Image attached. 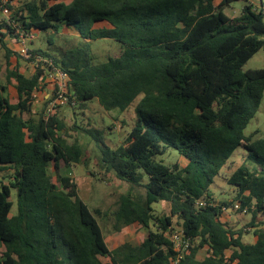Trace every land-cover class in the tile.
Returning a JSON list of instances; mask_svg holds the SVG:
<instances>
[{"label": "trees", "instance_id": "obj_1", "mask_svg": "<svg viewBox=\"0 0 264 264\" xmlns=\"http://www.w3.org/2000/svg\"><path fill=\"white\" fill-rule=\"evenodd\" d=\"M233 1L26 0L12 14L25 28L66 25L87 40L123 44L101 63L93 61L89 42L59 56L30 48L40 57L31 76L10 68L11 57L20 55L5 37L17 36L0 19L7 76L0 83V173L11 170L0 178V264H175L177 252L165 234L176 228L175 218L191 239L176 264H264V137L244 132L264 96V67L244 69L264 47V0L260 7L249 0L232 17L225 8ZM52 66L68 73L71 98L82 112L94 97L106 109L124 110L142 95L134 125L116 147L97 128L73 126L90 135L99 169L131 184L111 214L115 231L147 228L138 244L111 249L94 214L103 212H93L76 180L61 171L85 161L78 137L69 140L63 110L46 114L47 100L36 117H24L35 115L33 93ZM12 79L15 102L7 85ZM240 146L244 162L228 177L236 194L216 202L211 185ZM170 148L185 164L156 159ZM135 187L144 193L135 194ZM159 201L169 204L167 213L154 211ZM234 202L239 212L253 214L246 226L255 241H245L246 227L222 219ZM203 248L207 254L200 258Z\"/></svg>", "mask_w": 264, "mask_h": 264}, {"label": "rangeland", "instance_id": "obj_2", "mask_svg": "<svg viewBox=\"0 0 264 264\" xmlns=\"http://www.w3.org/2000/svg\"><path fill=\"white\" fill-rule=\"evenodd\" d=\"M221 0H216L218 4ZM249 2V0H236L225 8V11L230 16H237L241 13L242 8ZM257 7H260V0H253ZM260 5V6H259ZM7 17L0 11L1 17ZM71 28L65 26H58L57 28L51 27L48 29H35L36 37L33 42H27V45L31 48H37L45 50L54 55H61L67 49L72 47L84 45L89 42L93 61L95 63H101L106 61L109 57H113L119 53L123 44L113 38H98L87 40L77 33H70ZM14 48L19 50L17 44ZM15 51V52H16ZM20 55L18 61L14 56L15 65L20 67V71L27 76H31L35 71V63L29 62L27 57ZM4 49L0 46V63L4 62ZM264 67V47L261 48L251 59H249L244 65V69H254ZM5 72L0 73V83H6ZM43 82L48 84L53 93L54 84L51 79L46 76ZM16 81L13 79L8 85L10 96L13 102L17 100V90L15 88ZM43 91V90H42ZM50 96V95H49ZM142 95L126 109L120 108L106 109L103 107L97 98H91L88 100V108L82 112L77 105H60L57 110H63L65 120L68 124L69 140L73 141L74 137H78L79 141L83 144L85 149V161L74 163L71 167L62 168L63 173L70 174L78 184L79 195L89 205L90 209L94 212L95 208H99L103 213L98 215L94 213L102 227V230L106 236V239L111 247H116L121 243L131 241L137 243L145 237L146 227L138 224L132 225L121 233H115L114 230V218L111 211L116 209L121 195L126 193L131 184L127 181L118 179L113 173H107L99 169L97 165V152L95 150L94 142L90 139V135L84 131H77L73 129L75 123L79 126H86L88 128H97L104 133V141L112 147H116L122 143L126 138L128 131L133 127L136 119L135 106L141 99ZM49 98V97H48ZM48 98L42 102L41 100H34L32 114H24V117L38 115L40 110L45 106V102ZM74 106V107H73ZM48 107V106H47ZM72 128V129H71ZM245 134L249 135L254 133V138L264 137V96L262 98L260 107L255 116L251 119L245 128ZM246 151L243 146L238 147L234 154L230 157L228 163L222 167L219 174L215 177L214 182L211 185V190L214 192L216 202L222 200L231 201L235 196L237 188L236 186L228 182V177L244 162ZM156 159L165 163H173L179 161L185 164L186 160L179 153L178 150L170 148L164 154H158ZM11 171V170H10ZM10 171H3L0 173V178H5L9 175ZM149 181L148 175L144 172V183ZM135 194H143V187H135ZM11 199L14 201L13 212L17 211V194L16 189H12ZM236 203L233 206H229L222 214V219L226 221L233 228L246 227L249 232L244 234L245 241H254L255 235L253 228L246 226L252 218L251 212H239L236 208ZM155 212L167 213L169 210V204L165 201L155 202L153 204ZM106 213V214H105ZM261 217L259 216V219ZM174 225L179 227L177 218L174 219ZM134 228H141L142 231H135ZM144 228V229H143ZM145 230V231H144ZM145 233V234H144ZM207 254L206 248H203L199 252V257L202 258ZM105 261H107L105 259Z\"/></svg>", "mask_w": 264, "mask_h": 264}, {"label": "built area", "instance_id": "obj_3", "mask_svg": "<svg viewBox=\"0 0 264 264\" xmlns=\"http://www.w3.org/2000/svg\"><path fill=\"white\" fill-rule=\"evenodd\" d=\"M11 0H0V11L6 15V19L9 24L12 25L13 31L19 41L23 43L22 47L19 49V53L26 56L27 59H32L31 62L35 64L40 60L39 56H34L30 48L25 44L35 38V33L32 28H25L23 23L18 22L12 17L13 10L9 7ZM35 57V58H34ZM48 76L51 82L54 84L53 93L48 98V104L46 108V114L54 113L60 105H77V101L71 98L70 88H69V75L65 71L61 70L56 66L51 68H46V72L43 78ZM202 203V202H201ZM238 205H236L237 207ZM167 237L172 241L173 248L177 252L175 258V264L179 262L183 253L189 249L191 239L182 232V230L175 228L169 229L165 232Z\"/></svg>", "mask_w": 264, "mask_h": 264}, {"label": "crops", "instance_id": "obj_4", "mask_svg": "<svg viewBox=\"0 0 264 264\" xmlns=\"http://www.w3.org/2000/svg\"><path fill=\"white\" fill-rule=\"evenodd\" d=\"M26 0H11L10 1V4H11V8H12V10H13V12H14V10H16V9H18V8H20L22 5H23V3L25 2ZM60 1H64V2H69V0H60ZM260 4H262V3H260ZM3 18H5L4 16L3 17H1V19H3ZM102 25H104V23L103 22H100V23H97V25H96V27H98V26H102ZM60 26V25H59ZM62 26H65V25H62ZM33 31H34V33H35V37H36V32H35V29H33ZM71 32L70 33H76V31L75 30H73V29H71L70 30ZM35 39V38H34ZM33 39V40H34ZM33 40H31V41H28V42H33ZM5 41H6V43H7V46L12 50V51H16V49L14 48V45L15 44H17L18 46H19V49L22 47V45H23V43L21 42V41H19L16 37H13V36H11V35H7L6 37H5ZM26 45H27V42L25 43ZM1 46V45H0ZM28 46V45H27ZM29 48H31L30 46H28ZM2 48V47H1ZM34 49H36V48H34ZM17 51H19V50H17ZM16 51V52H17ZM16 57V59H17V61H18V59H19V57H18V55L17 56H15ZM4 58H5V51H4ZM14 56H12L11 57V66H10V68H13L14 66H15V61H14ZM4 61H5V59H4ZM29 62H31V61H29ZM3 64H4V62L3 63H0V73L2 72H5L2 68H3ZM19 66V65H18ZM17 66V67H18ZM35 67V66H34ZM18 69H19V71H20V67H18ZM21 73H23L22 71H20ZM34 73V72H33ZM23 74H25V73H23ZM26 75V74H25ZM27 76V75H26ZM45 78H43L42 77V79H41V82H40V87H39V89L38 90H36L34 93H33V97H34V100H41L42 102H44L48 97H49V95H51V94H49L50 92H51V88H49V86H48V84H46L45 82H43V80H44ZM13 80V79H12ZM43 90V91H42ZM46 103V102H45ZM33 104H34V101H33ZM70 175V174H69ZM132 225H135V224H132ZM132 225H129V226H125V227H130V226H132ZM125 229H127V228H122L120 231H116L115 233H121V232H123ZM135 229V231L137 230V231H139V232H141L142 231V229L141 228H134ZM144 229V228H143ZM145 231V230H144ZM146 231H147V228H146ZM143 232V231H142ZM147 233V232H146ZM145 234V233H144ZM146 235V234H145ZM255 240H256V236H255ZM254 240V241H255ZM128 242H130V243H132L131 241H128ZM138 243H140V241L139 242H137V243H132V244H138ZM109 244V243H108ZM109 246H110V244H109ZM117 247V246H116ZM116 247H111L110 246V248L111 249H114V248H116Z\"/></svg>", "mask_w": 264, "mask_h": 264}]
</instances>
